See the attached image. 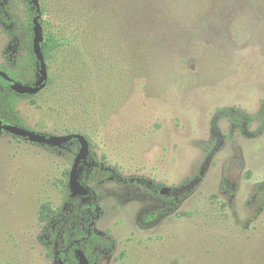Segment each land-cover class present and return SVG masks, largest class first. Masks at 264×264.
<instances>
[{"label":"rangeland","instance_id":"rangeland-1","mask_svg":"<svg viewBox=\"0 0 264 264\" xmlns=\"http://www.w3.org/2000/svg\"><path fill=\"white\" fill-rule=\"evenodd\" d=\"M7 1L22 20L23 0ZM39 2L44 41L60 44L46 61L50 83L19 100L20 116L42 135L85 136L94 159L124 177L180 184L200 163L217 108L254 115L264 102V0ZM6 38L0 27V66ZM78 151L0 132V264H54L40 241V213L67 210ZM225 179L236 185L233 210L219 195ZM262 182L264 135L232 136L173 211L168 194L96 175L97 227L116 248L93 262L264 264V212L255 218L247 205Z\"/></svg>","mask_w":264,"mask_h":264},{"label":"trees","instance_id":"trees-1","mask_svg":"<svg viewBox=\"0 0 264 264\" xmlns=\"http://www.w3.org/2000/svg\"><path fill=\"white\" fill-rule=\"evenodd\" d=\"M23 2L25 12L22 20H17L13 17L11 6L7 0H0V27L7 37V43L2 52L4 62L0 66V71L6 73L11 79L8 81L0 76V121L3 125L31 130L20 116L17 104L20 99L30 98L33 95H20L13 91L12 86L14 83L35 86L39 81L40 62L37 60L33 48V20L41 13L37 11L31 0H23ZM134 3L136 8L156 4L155 0H134ZM39 22L43 25L41 18H39ZM52 40L46 39L41 44L45 61H48L51 54L59 48L60 43ZM49 83L50 78L46 86ZM224 122L227 123V131L222 127ZM0 132L7 133L5 130H0ZM234 135L245 139H256L264 135V102L254 115L236 106L221 107L214 111L209 123L208 141L202 145L200 163L190 177L170 188L169 210H175L184 199L201 186L209 169L214 164L215 157ZM71 145L79 146V142L73 139L61 147L50 146V148L59 149ZM96 175H99L104 182L143 187L154 195L162 197L160 185L142 177H124L117 169L106 163L97 162L90 149V156L86 162L81 164L78 174L81 184L89 190L88 195L85 197L74 196L71 191H68L67 210L54 212L50 207H43L40 213V220L45 223L40 241L47 249V256L53 259L54 264H79L75 254L79 248L84 251L90 264H94V258L102 253L115 252L114 239L97 227L103 210L97 193L90 186L91 180ZM235 194L236 185L225 179L219 189L225 209L233 210L235 208ZM247 205L255 208V218L264 212V182L256 185ZM70 233H72V238L68 239Z\"/></svg>","mask_w":264,"mask_h":264},{"label":"water","instance_id":"water-1","mask_svg":"<svg viewBox=\"0 0 264 264\" xmlns=\"http://www.w3.org/2000/svg\"><path fill=\"white\" fill-rule=\"evenodd\" d=\"M31 1L32 4L37 8V11L40 12L39 0H31ZM39 18L40 16L38 15L33 20L34 23L33 48L36 58L40 62V78L35 86H27L20 83H14L12 89L13 91H15L20 95H36L45 88L46 83L48 81V68L41 48V44L44 41V31L42 24L39 22ZM0 76H2L4 79L8 81H11L9 76L2 71H0ZM0 130H5L8 133L12 134L13 136L19 138L28 139L29 142L34 144H42L53 147H61L62 145L69 143L73 139H76L79 142V151L74 160L72 170L70 172L69 188L74 196L85 197L88 195L89 190L86 189L81 184L78 178L79 168L81 164L86 162L90 156V144L85 136L81 134H70L66 136L47 137L45 135L36 133L32 130L21 128L18 126L3 125L1 121H0ZM169 192H170V188H162L160 191L161 195H167L169 194ZM75 254L78 258L79 264H90L89 259L87 258L86 254L82 249H77L75 251Z\"/></svg>","mask_w":264,"mask_h":264},{"label":"flooded vegetation","instance_id":"flooded-vegetation-1","mask_svg":"<svg viewBox=\"0 0 264 264\" xmlns=\"http://www.w3.org/2000/svg\"><path fill=\"white\" fill-rule=\"evenodd\" d=\"M7 3H8V1H7ZM31 3H32V1H31ZM35 7V6H34ZM36 8V7H35ZM37 9V8H36ZM7 39V38H6Z\"/></svg>","mask_w":264,"mask_h":264}]
</instances>
